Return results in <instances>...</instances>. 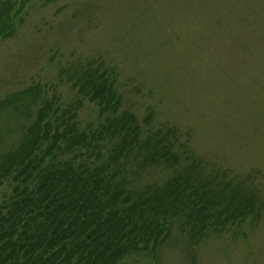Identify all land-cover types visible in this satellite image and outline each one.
I'll use <instances>...</instances> for the list:
<instances>
[{"label":"rangeland","instance_id":"1","mask_svg":"<svg viewBox=\"0 0 264 264\" xmlns=\"http://www.w3.org/2000/svg\"><path fill=\"white\" fill-rule=\"evenodd\" d=\"M20 1L13 34L0 38V153L34 116L36 105L5 103L27 89L96 129L97 108L77 104L71 83L104 70L140 138L170 130L178 157L122 160L130 202L187 173L216 220L195 231L188 212L167 216L157 244L119 264H264V0Z\"/></svg>","mask_w":264,"mask_h":264},{"label":"trees","instance_id":"2","mask_svg":"<svg viewBox=\"0 0 264 264\" xmlns=\"http://www.w3.org/2000/svg\"><path fill=\"white\" fill-rule=\"evenodd\" d=\"M20 10V0H0V38L13 34ZM74 77L76 103H93L103 120L92 132L79 128L71 108L41 97L38 89L4 100L19 98L24 109L36 108L20 126L17 143L0 153V187L7 191L0 202V264H119L154 247L167 216L188 212L195 231L215 219L187 173L130 202L120 162L176 163L171 131L140 138V126L121 109L106 71L83 69Z\"/></svg>","mask_w":264,"mask_h":264}]
</instances>
